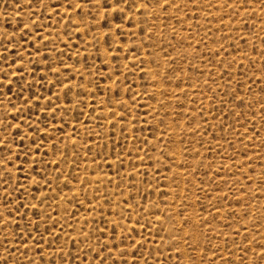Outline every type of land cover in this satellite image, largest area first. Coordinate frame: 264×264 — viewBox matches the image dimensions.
<instances>
[{
    "label": "rangeland",
    "instance_id": "rangeland-1",
    "mask_svg": "<svg viewBox=\"0 0 264 264\" xmlns=\"http://www.w3.org/2000/svg\"><path fill=\"white\" fill-rule=\"evenodd\" d=\"M0 264H264V0H0Z\"/></svg>",
    "mask_w": 264,
    "mask_h": 264
},
{
    "label": "bare ground",
    "instance_id": "bare-ground-1",
    "mask_svg": "<svg viewBox=\"0 0 264 264\" xmlns=\"http://www.w3.org/2000/svg\"><path fill=\"white\" fill-rule=\"evenodd\" d=\"M168 3V2H167ZM154 11V10H153ZM154 14V13H153ZM178 16V15H177ZM173 30V29H172ZM162 60V59H161ZM155 75V74H154ZM154 78V77H153ZM160 81V80H159ZM160 83V82H159ZM169 93V92H168ZM172 93H174V92H172ZM181 93V92H180ZM167 94V93H166ZM191 94V93H190ZM168 95V94H167ZM176 98V97H175ZM114 106V105H113ZM107 109V108H106ZM172 121V120H171ZM170 121V122H171ZM163 130V129H162ZM168 130H170V129H168ZM173 134V133H172ZM176 134V133H175ZM172 138V137H171ZM174 140V139H173ZM175 151H177V150H175ZM186 153V152H185ZM172 158H173V156H172ZM198 162V161H197ZM179 172V171H178ZM176 174V173H175ZM178 175V174H177ZM185 175V174H184ZM190 175V174H189ZM98 177V176H97ZM103 178V177H102ZM97 181V180H96ZM98 182V181H97ZM172 187V186H171ZM180 188V187H179ZM177 192H178V189H177ZM176 205H177V203H176ZM184 206V205H183ZM176 207V206H175ZM185 207V206H184ZM183 207V208H184ZM176 210V209H175ZM177 212V211H176ZM174 213V212H173ZM190 214H193V213H190ZM195 215V214H194ZM194 215H192L193 217H194ZM193 217H192V220H193ZM195 217H197V215H195ZM191 217H189L188 219H190ZM191 220V221H192ZM194 221V220H193ZM198 221V220H197ZM197 221H195L196 222V224H197ZM195 224V223H194ZM195 224V225H196ZM198 229V228H197ZM182 230H184V229H182ZM194 232H192V235H195V234H193ZM198 233V232H197ZM187 235H188V233H187ZM191 235V236H192ZM199 235V234H198ZM196 236H197V234H196ZM190 239V238H189ZM184 240V239H183ZM192 240V239H191ZM197 240V239H196ZM192 244H193V242H192ZM196 248V247H195ZM192 250H193V248H192ZM200 256V255H199Z\"/></svg>",
    "mask_w": 264,
    "mask_h": 264
}]
</instances>
